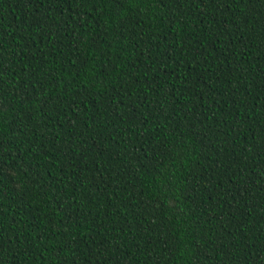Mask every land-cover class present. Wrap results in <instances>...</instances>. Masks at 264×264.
<instances>
[{
	"label": "trees",
	"instance_id": "16d2710c",
	"mask_svg": "<svg viewBox=\"0 0 264 264\" xmlns=\"http://www.w3.org/2000/svg\"><path fill=\"white\" fill-rule=\"evenodd\" d=\"M0 264H264V0H0Z\"/></svg>",
	"mask_w": 264,
	"mask_h": 264
}]
</instances>
